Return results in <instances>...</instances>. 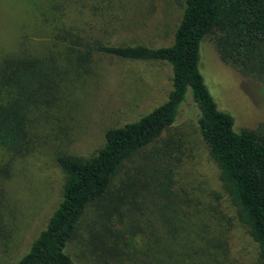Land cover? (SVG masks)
Wrapping results in <instances>:
<instances>
[{"label": "rangeland", "instance_id": "rangeland-1", "mask_svg": "<svg viewBox=\"0 0 264 264\" xmlns=\"http://www.w3.org/2000/svg\"><path fill=\"white\" fill-rule=\"evenodd\" d=\"M182 4L183 0H0V54L24 43L45 57L52 51L64 56L69 42H52L64 30L103 44L167 47ZM201 56V72L219 108L234 117L237 131L255 128L264 120V86L221 62L209 40ZM171 76L163 62L101 53H93L87 70H71L55 105L43 108L35 150L18 161L16 175L7 183L0 264H16L28 252L56 206L64 181L56 157L95 155L105 131L133 122L164 102ZM195 117L196 110L186 103L176 125L119 170L111 192L117 196L120 191L124 198L112 215L107 217L108 201L86 210L65 249L74 264H260L258 246L237 219ZM155 181L167 184L168 199L154 195ZM109 225L123 232L119 245L127 254L121 257H108L93 247L102 239L111 246L105 228Z\"/></svg>", "mask_w": 264, "mask_h": 264}, {"label": "trees", "instance_id": "trees-1", "mask_svg": "<svg viewBox=\"0 0 264 264\" xmlns=\"http://www.w3.org/2000/svg\"><path fill=\"white\" fill-rule=\"evenodd\" d=\"M58 39L69 42L64 56L52 51L45 57L24 43L14 52L0 54V225L7 210V183L16 175L18 161L35 150V129L43 119V108L55 105L71 70H87L93 53L163 62L171 69L172 87L164 102L149 113L105 131L95 155L56 157L64 176L58 202L16 264H74L65 249L86 210L108 201L109 217L122 205L120 191L117 196L111 192L119 170L175 126L186 103L196 110L193 121L220 169L222 188L264 264V120L253 129L237 131L234 117L219 108L200 69L202 46L209 40L221 62L264 86V0H183L172 44L167 47L103 44L69 36L65 30L55 36L53 46ZM156 183L154 195L168 199L167 184ZM105 228L111 246L106 247L102 239L93 247L112 258L127 254L119 245L123 232L111 225Z\"/></svg>", "mask_w": 264, "mask_h": 264}]
</instances>
